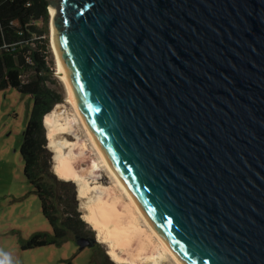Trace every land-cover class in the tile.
<instances>
[{
	"label": "water",
	"instance_id": "1",
	"mask_svg": "<svg viewBox=\"0 0 264 264\" xmlns=\"http://www.w3.org/2000/svg\"><path fill=\"white\" fill-rule=\"evenodd\" d=\"M47 1L81 113L165 242L264 264V0Z\"/></svg>",
	"mask_w": 264,
	"mask_h": 264
},
{
	"label": "rangeland",
	"instance_id": "2",
	"mask_svg": "<svg viewBox=\"0 0 264 264\" xmlns=\"http://www.w3.org/2000/svg\"><path fill=\"white\" fill-rule=\"evenodd\" d=\"M48 13L47 23L42 21L40 25L45 30L42 42L47 46V60L52 69L47 84L62 96V102L56 104L51 111H55V118L59 122L68 126L66 132L60 130L53 136L56 147L51 145L48 128L44 124L48 140L47 148L51 157V170L58 180L68 181L76 189L77 207L81 218L86 222L85 230L87 234L91 233L97 239V245L95 248L86 247L79 250L72 239L73 236L68 235L60 243L24 248L36 233L45 234L47 237H51L52 233L42 213L35 188L24 174V161L20 153L23 132L31 114L33 99L30 95L8 87L0 90V262L2 264H122L113 259L107 243L101 241L100 237L104 233L110 234L111 231L119 247V256L127 260L128 264L149 260L162 251L161 244L105 168L98 151L83 129L68 98L66 86L58 74L51 42L49 6ZM68 140L71 141V145L64 144ZM58 148H61V152H58ZM60 156L88 181L91 190H88L86 198L79 196L78 181L68 180L67 177L62 176L63 171L58 158ZM91 212L97 213L96 215L104 223L103 226L102 223H98L101 224L100 226L89 223ZM104 225L109 228L105 229ZM122 234L126 237H121ZM173 261L168 255L163 263L175 264Z\"/></svg>",
	"mask_w": 264,
	"mask_h": 264
},
{
	"label": "trees",
	"instance_id": "3",
	"mask_svg": "<svg viewBox=\"0 0 264 264\" xmlns=\"http://www.w3.org/2000/svg\"><path fill=\"white\" fill-rule=\"evenodd\" d=\"M48 6L47 0H0V90L12 87L33 99L20 153L24 174L35 188L52 233L51 237L36 233L25 249L60 243L68 235L88 233L78 211L76 189L52 173L47 148L43 119L62 102V96L47 84L52 69L47 60V46L42 42L45 30L40 25L49 19ZM32 14L36 17L34 21L30 19Z\"/></svg>",
	"mask_w": 264,
	"mask_h": 264
},
{
	"label": "bare ground",
	"instance_id": "4",
	"mask_svg": "<svg viewBox=\"0 0 264 264\" xmlns=\"http://www.w3.org/2000/svg\"><path fill=\"white\" fill-rule=\"evenodd\" d=\"M50 14H51V34H52L51 42H52V48H53L54 54L56 56L58 74H59L61 80L64 82V84L66 86L67 93H68V98H69L70 102L72 103V105L74 107V110L76 111V114L79 117V120L82 123L83 129L85 130L86 134L89 136V139L91 140V143H93L94 147L98 151L99 156L101 158V161L103 162V165L108 170V172L111 174V176L115 179V182H117L118 186L121 187L122 191L127 196V198L131 201L132 205L134 206V208H135L136 212L138 213L139 217L141 218V220L146 224L147 227L150 228V231L153 232L154 236L158 239V241L161 244L162 251L159 254L153 255L149 260L142 261L144 263H142L141 261L140 262L137 261V263L138 264H140V263L141 264H164L163 262L167 259V256L169 255L171 257V259L174 260L173 262H175V264H185L175 254V252L170 248V246L165 242V240L161 237L160 233L156 230V228L154 226H152V224L148 221L146 216L143 214L141 208L137 204L135 198L132 196V194L126 188V186H125L124 182L122 181V179L114 172V170L111 167V165L109 164L106 156L104 155V153L101 150L100 146L96 142V140H95V138H94V136H93V134H92V132H91L86 120H85V118L83 117V115L81 113V110L79 108L75 93H74L73 89L70 86L69 79H68V76H67L66 71H65V66L63 64V61L61 59V56H60L58 48H57L55 32H54V25H53V17L55 16L56 11L50 9ZM54 113H55V111H51V112H49L48 114H46L44 116V124L48 128V138H49L50 142L52 143L51 145H55L57 147L53 136L55 134H57L60 130H64L66 132L68 126H65L63 123L59 122L55 118V114ZM70 143H71V141H69V140L64 142V144H67V145H71ZM60 149L58 148V152H61ZM58 158H59V162H60L59 164L61 165V166L60 165L59 166L62 168V171H63L62 176L67 177L68 180L70 179L72 181H78L79 186H80L79 196L82 197V198H86L87 194H88V190L90 189V185H89L88 181H86L79 174V172L69 162L66 163V159H64V160L61 159V156L58 157ZM91 214L92 215H90V217L88 219L89 223H93L95 225L100 226L101 224L99 225L98 223H102V222H101V219L96 215L97 213L96 212H91ZM101 214H102V212H101ZM105 214H107V213H105ZM98 219H100V220H98ZM103 224L104 223H102V226H103ZM104 228L108 229L109 227H105V225H104ZM100 229H102V228H100ZM121 230H119V231H121ZM111 234H112V231H111L110 234H105L104 233L103 236L100 237V238H102L101 239L102 243L103 242L107 243L108 247L110 248L112 257H113V259L115 261H117L118 263H122V264H128L129 262L127 260H125L123 257L119 256V253H118V248L119 247H117L118 245H117V243L115 241L116 239H114V237H113L114 235H111ZM116 234L118 235V233H116ZM119 234H121V233L119 232ZM120 236L121 237H126L125 234H122Z\"/></svg>",
	"mask_w": 264,
	"mask_h": 264
},
{
	"label": "flooded vegetation",
	"instance_id": "5",
	"mask_svg": "<svg viewBox=\"0 0 264 264\" xmlns=\"http://www.w3.org/2000/svg\"><path fill=\"white\" fill-rule=\"evenodd\" d=\"M81 235H83V236H85V237H90V238H94V239H96L95 237H93V235L90 233V234H81ZM72 239H73V241L75 242V244H76V246L79 248V250H82V249H80V247H79V245L76 243V241H75V235H73V237H72ZM96 241H97V239H96ZM96 245H97V242H95L92 246H86V247H90V248H95L96 247ZM85 247V248H86ZM84 249V248H83ZM101 264V263H100ZM107 264V263H106Z\"/></svg>",
	"mask_w": 264,
	"mask_h": 264
},
{
	"label": "built area",
	"instance_id": "6",
	"mask_svg": "<svg viewBox=\"0 0 264 264\" xmlns=\"http://www.w3.org/2000/svg\"><path fill=\"white\" fill-rule=\"evenodd\" d=\"M35 18H36V17L34 16V14H32L31 17H30L31 21H32V20L34 21Z\"/></svg>",
	"mask_w": 264,
	"mask_h": 264
},
{
	"label": "clouds",
	"instance_id": "7",
	"mask_svg": "<svg viewBox=\"0 0 264 264\" xmlns=\"http://www.w3.org/2000/svg\"><path fill=\"white\" fill-rule=\"evenodd\" d=\"M0 264H2V262H0Z\"/></svg>",
	"mask_w": 264,
	"mask_h": 264
}]
</instances>
